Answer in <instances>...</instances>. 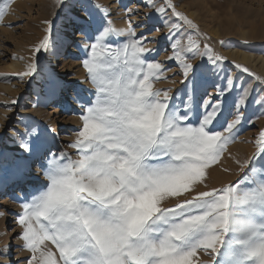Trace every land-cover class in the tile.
I'll return each mask as SVG.
<instances>
[{
	"label": "snow or ice",
	"instance_id": "obj_1",
	"mask_svg": "<svg viewBox=\"0 0 264 264\" xmlns=\"http://www.w3.org/2000/svg\"><path fill=\"white\" fill-rule=\"evenodd\" d=\"M147 4L158 17L171 10L177 19L164 37L170 48L164 61L149 46L160 27L133 20L137 9L124 6L126 24L118 28L111 10L94 0H57L58 11L78 13L73 19L80 25L84 70L78 84L89 85L74 89L80 111L71 114L79 126L65 148L53 151L59 133L51 127L41 133L31 117L17 116L12 123L19 99L0 105V168L10 170L14 183L36 182L15 213L18 247L28 253L23 264H264V129L249 156L233 158L236 180L208 184L236 139L252 87L219 68L226 61L208 44L185 42V36L198 35V25L172 0ZM9 9L10 0H0V24ZM152 16L145 13L144 20ZM42 23L45 35L16 76L24 84L38 74L41 50L52 49L54 20ZM167 64L177 67L183 91L155 87L168 79ZM234 68L248 72L240 64ZM203 73L220 83L197 98ZM259 83L264 92V80ZM48 87L51 96L64 82L50 76ZM229 97L231 119L221 122ZM257 103L264 105V99ZM5 142L16 152L5 151ZM67 149L75 150V159ZM7 215L0 210V217ZM5 248L0 264H12L11 245Z\"/></svg>",
	"mask_w": 264,
	"mask_h": 264
},
{
	"label": "rangeland",
	"instance_id": "obj_2",
	"mask_svg": "<svg viewBox=\"0 0 264 264\" xmlns=\"http://www.w3.org/2000/svg\"><path fill=\"white\" fill-rule=\"evenodd\" d=\"M94 2L111 10L110 18L118 28H123L126 24V19L123 17L124 6L137 9L138 16L132 17L133 20L139 18L149 26L155 24L160 27V33H153L157 36V42L149 45L158 49L155 59L164 61L170 55L168 41L164 37L168 33V26L177 22V19L172 17L171 10H168L163 17H158L148 6L147 0H94ZM172 2L180 13L198 25V35L185 36V42L198 41L201 47L208 44L215 54L226 61L219 65V68L236 76L238 84L243 83L245 86L252 87L251 98L244 110L243 122L237 128L236 139L226 146L219 164L212 168L208 179L210 186L219 187L230 180H236L237 166L233 158L243 159L249 156L255 150L253 142L258 132L264 129V105L257 103L258 100L264 99V92H261L259 83L260 80H264V73L259 69L264 60V1L172 0ZM162 3L163 0H155L157 7ZM149 12L153 13L152 18L144 20V14ZM77 14L75 11L70 13L67 7L58 11L57 0H10L8 14L0 24V105L19 99V106L13 110V124H16L17 116H28L32 118L33 126L39 128L41 133H44L47 127L56 129L59 135L52 146L53 151L65 148L67 142L73 139L74 130L79 126L77 116L71 114L72 110L80 111L74 101V89L89 87L87 84H78L83 79L84 70L79 63L82 52L77 47L81 43L78 31L80 25L73 19ZM49 19L54 20L50 35L52 49L48 52L41 50L38 54L39 72L30 83L24 84L16 76L24 71L26 65L32 61L35 46L45 35L46 25L42 21ZM8 23H11L13 27L4 26ZM185 29H187L186 25ZM137 31L139 32L140 29ZM188 31L191 32V30ZM221 41H224L223 46ZM61 45L63 48L59 50ZM240 53L251 57V62L245 63L237 60L234 54L239 55ZM13 54L18 58L13 59ZM53 57L55 60L51 65ZM199 59L198 56L193 63H197ZM12 64L18 66L13 68ZM235 64L247 68L248 72L236 70ZM166 67L169 69L166 73L168 79L157 82L155 87L183 91V86L179 83L181 76L174 75L178 73L175 64H167ZM64 73L69 74L64 75ZM50 76H55L57 80L62 79L64 82V88H58L51 96L48 87ZM24 79L28 80L27 77ZM72 81L77 84H72ZM216 83H220L219 78L212 77L210 73H203L198 83L197 98L205 90L212 93ZM82 95L86 97L87 93H82ZM231 101L232 97H229L225 103V112L220 118L221 122L225 118L231 119L229 116V111L232 109ZM34 104L37 106L32 107ZM3 111L4 109L0 107V114ZM16 126L22 127L19 124ZM216 128H220V123L216 124ZM2 147L7 152H16L7 142ZM67 151L72 153L73 159L76 158L75 150L67 149ZM225 168L230 171L225 172ZM35 183V181L24 184L14 183L10 170L7 167L0 168V210L7 209L8 211L7 218L4 220L8 234L7 237L0 236V251H7L5 245H11L12 264H23L25 256L28 255L18 247L20 241L15 233L19 229L15 224V213L20 211L18 200L27 197L34 190ZM8 194L12 197L11 203L1 205L2 198ZM1 218L0 230L3 222ZM46 244L48 248L56 251L51 242H46Z\"/></svg>",
	"mask_w": 264,
	"mask_h": 264
},
{
	"label": "bare ground",
	"instance_id": "obj_3",
	"mask_svg": "<svg viewBox=\"0 0 264 264\" xmlns=\"http://www.w3.org/2000/svg\"><path fill=\"white\" fill-rule=\"evenodd\" d=\"M250 1H255V0H250ZM262 1H264V0H262ZM239 2V1H238ZM242 2H243V0H242ZM260 2H261V0H260ZM259 3V2H258ZM258 3H257V5H258ZM261 4V3H260ZM229 9H230V7H229ZM242 10V9H241ZM258 14V13H257ZM261 18H262V16H261ZM232 19H233V17H232ZM236 19H238V17L236 18ZM258 19V18H257ZM263 19V18H262ZM262 19H260V20H262ZM252 22V21H251ZM259 22V21H258ZM264 22V21H263ZM248 23V22H247ZM249 24V23H248ZM255 24V23H254ZM234 25V24H233ZM262 27H263V25H262ZM240 28V27H239ZM260 29V28H259ZM264 29V28H263ZM257 31V30H256ZM263 31V30H262ZM63 48V46L61 45L60 46V48H59V50H61ZM234 55H236L235 57L237 58V60H239L240 62H249L250 61V58L249 57H247L246 55H241V53L239 54V55H237V54H234ZM234 55H232L233 57H234ZM54 60H55V57H53V59H52V61H51V65H53V62H54ZM251 62V61H250ZM261 66L259 67V69L262 71V73H264V60H262V64H260ZM13 68H16V66H18V65H15V64H12L11 65ZM11 201H12V197L8 194V195H5L3 198H2V201H1V205H6V204H9V203H11ZM7 218V216L6 217H2L1 219L3 220V222H2V226H1V230H0V236H5V237H7V234H8V230H7V228L5 227V222H4V220ZM4 237V238H5ZM1 259H5V257H1L0 258V260Z\"/></svg>",
	"mask_w": 264,
	"mask_h": 264
}]
</instances>
